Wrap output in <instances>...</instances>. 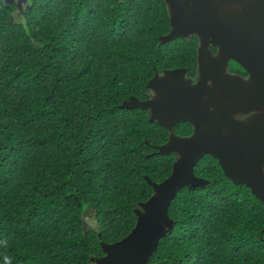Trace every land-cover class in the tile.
I'll return each instance as SVG.
<instances>
[{"label": "trees", "instance_id": "1", "mask_svg": "<svg viewBox=\"0 0 264 264\" xmlns=\"http://www.w3.org/2000/svg\"><path fill=\"white\" fill-rule=\"evenodd\" d=\"M0 0V264H94L134 227L172 170L169 131L141 108L155 71L196 76L197 38L170 30L163 0ZM230 62V69L234 68ZM188 135L191 123L173 126ZM168 207L147 264H264V203L206 153Z\"/></svg>", "mask_w": 264, "mask_h": 264}, {"label": "water", "instance_id": "2", "mask_svg": "<svg viewBox=\"0 0 264 264\" xmlns=\"http://www.w3.org/2000/svg\"><path fill=\"white\" fill-rule=\"evenodd\" d=\"M163 1L170 30L159 39L197 37V79L192 80L186 67L155 71L146 84L148 98L132 95L120 104L147 110L149 121L167 128L168 139L155 146L156 153H175L176 158L163 180L145 177L153 191L137 203L134 227L117 241L101 240L104 254L91 258L95 264H147L159 239L174 227L168 207L177 191L207 183L194 173L206 153L218 159L233 183L248 186L264 203V12L255 10L257 0ZM4 2H15L21 11L28 6L27 0ZM230 59L247 70V78L229 72ZM249 112L243 119L236 117ZM179 121L192 124L189 135L173 131Z\"/></svg>", "mask_w": 264, "mask_h": 264}, {"label": "flooded vegetation", "instance_id": "3", "mask_svg": "<svg viewBox=\"0 0 264 264\" xmlns=\"http://www.w3.org/2000/svg\"><path fill=\"white\" fill-rule=\"evenodd\" d=\"M28 1V0H27ZM15 3V2H14ZM16 4V3H15ZM259 5H262V8L259 7ZM263 5H264V0H257L256 2V6H255V10H257V12H260V13H263L264 11V8H263ZM17 7V6H16ZM24 5L22 6V9H23ZM18 11H21V8L20 7H17ZM192 36V35H191ZM190 37V36H189ZM188 38V37H186ZM197 38V37H196ZM197 46H198V39H197ZM211 50L213 53H216V50H217V47L215 45L211 46ZM234 62V68L233 69H230V62ZM228 70L229 72L231 73H234V74H238L240 75L241 77L243 78H247L248 77V72L245 68H243L239 63L238 61H236L235 59H230L229 60V66H228ZM190 76V75H189ZM192 77V76H190ZM197 79V73H196V76L195 77H192V80L193 81H196ZM252 112H249L247 114H243V115H237L236 117L239 118V119H243L244 117L246 116H249ZM188 122V121H187ZM178 123V122H177ZM190 123V122H189ZM192 125V124H191ZM192 132V131H191ZM178 135V134H177ZM189 135V134H188ZM180 136H187V135H180Z\"/></svg>", "mask_w": 264, "mask_h": 264}, {"label": "rangeland", "instance_id": "4", "mask_svg": "<svg viewBox=\"0 0 264 264\" xmlns=\"http://www.w3.org/2000/svg\"><path fill=\"white\" fill-rule=\"evenodd\" d=\"M95 264V262H93Z\"/></svg>", "mask_w": 264, "mask_h": 264}]
</instances>
